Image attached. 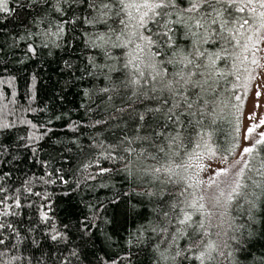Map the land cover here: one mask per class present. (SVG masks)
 I'll list each match as a JSON object with an SVG mask.
<instances>
[{
	"label": "snow or ice",
	"instance_id": "1",
	"mask_svg": "<svg viewBox=\"0 0 264 264\" xmlns=\"http://www.w3.org/2000/svg\"><path fill=\"white\" fill-rule=\"evenodd\" d=\"M13 15L28 20L21 39L32 41L33 53L36 40L37 47H61L66 27L80 22L90 29L81 30L83 42L98 56H86L79 70L85 78L103 80L94 90L112 105L96 124L121 133L102 148L134 178L140 187L134 194L154 205L152 217L127 239L129 247L133 241L137 247L147 244L153 264H240L238 254L251 255L242 241L251 239L264 217V131L257 132L264 119L257 121L255 114L256 98L264 95V0H0V23ZM64 66L71 71L73 63L65 60ZM241 69L245 82L237 84ZM249 81V123L220 143L221 98L232 92L240 101L235 93L248 89ZM109 171L101 168L99 174ZM19 191L9 196L0 183V246L8 229L7 251L18 253L12 260L46 264L45 253L26 257L20 246L30 239L41 251L32 235L37 230L56 245L64 243L68 225H55L50 204L38 206V220L30 217L26 229L8 222L18 215L10 209L21 207ZM80 224L90 238L95 225L88 218ZM78 255L71 250V257ZM68 261L61 254L53 264ZM253 264H264V254L253 256Z\"/></svg>",
	"mask_w": 264,
	"mask_h": 264
},
{
	"label": "trees",
	"instance_id": "2",
	"mask_svg": "<svg viewBox=\"0 0 264 264\" xmlns=\"http://www.w3.org/2000/svg\"><path fill=\"white\" fill-rule=\"evenodd\" d=\"M21 19L13 15L0 23V183L9 196L20 189L21 205L10 209L17 216L6 219L26 229L30 217L33 222L38 220V206L50 204L49 215L55 225L61 230L68 225V230L67 240L59 245L37 230L32 235L40 240L41 251L29 239L20 246L19 254L35 258L43 252L46 264L59 261L61 254L69 257L68 264H153L151 247H137L133 241L130 248L126 241L152 217L154 205L134 194L132 190L138 192L140 187L121 171L123 165L118 160L106 158L108 152L102 146L112 144L114 135L121 133L96 124L106 118L104 113L111 111L112 105L102 102L94 90L103 80L85 78L79 70L85 68L86 56H98L83 42L81 30L90 29L80 22L71 29L66 27L61 47L51 43L37 47L40 41L36 40L33 53L28 51L32 41L21 39L28 34V20ZM29 27L33 33L37 31ZM65 60L73 63L71 71L64 66ZM244 82L241 69V79L235 83ZM235 94L242 99L234 100L232 92H225L221 98L220 143L237 135L234 129L242 125L246 89L241 87ZM114 103L118 106L120 102ZM101 168L111 171L99 174ZM12 203L9 199L8 204ZM85 218L95 225L90 238L80 231ZM253 232L251 239L242 241L251 255L238 254L240 264H253V256L264 254V217ZM3 236L5 245L0 251L5 255L0 261L22 264L11 259L18 254L15 249L7 251L12 240L10 230L5 229ZM71 250L78 252V258L70 256Z\"/></svg>",
	"mask_w": 264,
	"mask_h": 264
},
{
	"label": "rangeland",
	"instance_id": "3",
	"mask_svg": "<svg viewBox=\"0 0 264 264\" xmlns=\"http://www.w3.org/2000/svg\"><path fill=\"white\" fill-rule=\"evenodd\" d=\"M248 83V89H246V98H245V104H244V110L242 114V125L241 129H243L248 123V116L252 115V88H253V83L252 82H247ZM260 91H264V89H260ZM259 107L255 109V114H256V120L258 121L259 119H264V95L257 97L255 101ZM264 131V127L258 128L257 132ZM253 136H256V133H253ZM232 158H230L231 160ZM204 179H206V175L203 176ZM211 189L207 190L205 192L206 197L212 194ZM207 202V201H206Z\"/></svg>",
	"mask_w": 264,
	"mask_h": 264
}]
</instances>
